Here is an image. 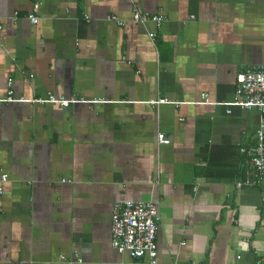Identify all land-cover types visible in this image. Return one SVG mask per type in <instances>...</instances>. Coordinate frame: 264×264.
I'll return each mask as SVG.
<instances>
[{"label":"crops","instance_id":"crops-1","mask_svg":"<svg viewBox=\"0 0 264 264\" xmlns=\"http://www.w3.org/2000/svg\"><path fill=\"white\" fill-rule=\"evenodd\" d=\"M30 6L0 0V98L11 77L27 99L0 102V264H136L111 246L126 200L158 207L157 264L264 258V179L241 183L261 113L222 104L264 64V0H42L36 24ZM134 8L165 19L106 20ZM49 94L82 100L31 101Z\"/></svg>","mask_w":264,"mask_h":264},{"label":"built area","instance_id":"built-area-1","mask_svg":"<svg viewBox=\"0 0 264 264\" xmlns=\"http://www.w3.org/2000/svg\"><path fill=\"white\" fill-rule=\"evenodd\" d=\"M42 0H31L30 9L26 17L32 24L39 22L38 14ZM18 12L15 11L13 19H17ZM193 17V16H192ZM165 16L160 9L157 13H149L134 8L129 19L121 18L116 14H108L106 20L123 27L128 21L132 23H153L160 27ZM2 32V19L0 18V39ZM155 32L150 31L149 37L154 38ZM82 99L56 97L53 94L45 98L33 99L31 101L41 103H57L62 107L70 103L79 102ZM22 97H15L13 89V78L7 80V95L0 98V102H23ZM153 103H170L167 98L152 101ZM177 104V103H176ZM228 106H237L241 109L256 108L260 111L258 127L255 131V139L245 149L246 163L251 173L250 177L244 178L242 184H260L264 179V64L254 65L240 71L236 75V86L234 98L230 102L222 103ZM227 112H231L227 109ZM157 142L169 144L170 138L163 132L157 133ZM8 179L6 173L0 174V193L3 192L2 184ZM65 180V179H64ZM240 181L237 184H241ZM160 215L158 207L153 201L126 200L116 202L111 213V246L120 253H127L136 264H157L156 235L159 227ZM256 253V251H255ZM237 260L241 255L236 256ZM78 261H81L80 259ZM71 264V261L68 262ZM201 264V263H192ZM254 264H264V258L256 255Z\"/></svg>","mask_w":264,"mask_h":264}]
</instances>
